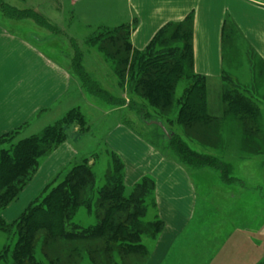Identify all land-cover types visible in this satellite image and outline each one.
Instances as JSON below:
<instances>
[{"label": "crops", "instance_id": "crops-1", "mask_svg": "<svg viewBox=\"0 0 264 264\" xmlns=\"http://www.w3.org/2000/svg\"><path fill=\"white\" fill-rule=\"evenodd\" d=\"M121 2L123 3L121 20L112 26L99 23L95 29L130 26V44L132 50L136 52L143 51L156 33L166 25L181 23L188 17L192 19L194 73L205 78L207 94L212 91L215 99H219L211 104L210 94L207 96L208 109L212 110L208 115L213 119L206 123V126H212L215 121L223 125H235L237 128L232 126V129L223 130L218 138L222 142L237 143V153L233 156H239L240 143L244 139L255 140L257 135L248 134L249 137L246 136L248 138L242 137L238 115H230L224 109L220 96L223 87L220 84L225 77L231 79L238 92L246 97L250 105L257 108L260 126L264 127V0H121ZM21 23L24 22L11 20L0 14V138L12 133H16L17 136L23 130H31V134L26 138L38 135L61 120L69 111L79 109L71 108L60 117L63 113L62 107L72 105L69 100L73 88L80 94L83 93L78 78L72 72L69 59L66 58L67 52H63L61 48L49 50L42 44V38H31L35 34L31 22ZM15 27L20 28L21 33L17 32ZM62 29L60 31L64 30ZM44 34L39 36L43 37ZM52 119H55V122L49 123L48 121ZM38 126L39 130L37 128L38 131H35L33 128ZM77 130L74 128L73 131ZM206 134L215 136L210 130H206ZM113 137L109 143L124 164L125 185L127 183L135 185L141 178L148 177L147 175L154 179L151 178L155 181L158 216L164 224L157 244L158 246L165 244L173 249L172 246L178 238H185L184 227L191 222L195 214L193 209L196 207L197 194L193 184L183 172L184 169L176 163L161 159L151 149L146 151L143 146L134 143L122 133H116ZM259 140L264 145V138ZM65 144L66 142L58 146L39 166L34 179L35 184H38L36 194L44 187L43 183L45 184L72 159L73 155ZM220 151L223 154L220 156L225 158L228 150ZM146 155H149L148 160L151 159L149 170L135 168ZM254 156L256 157L253 159L237 158L234 172L236 179L243 185L249 183L246 185L249 188L262 189L257 184L259 181L255 184L252 176L248 175L254 174L252 170L254 161L257 170L264 167V148ZM220 186L224 190L218 187L216 190L221 193V197L226 195L225 199H228L222 201L225 202L224 206L229 207L228 225L223 230L209 233L206 242L212 243L213 246H200V264H264V251L257 252L256 249L257 245L264 244V232L260 235L257 230L250 229L257 226L256 222H264V201L256 199L255 202L253 198L250 200V194L233 196L228 193L227 186L223 184ZM212 189L215 188L209 187V191ZM20 195L18 201L22 198ZM30 200L31 197L26 203L27 206ZM245 202L250 209L246 218L235 211ZM25 208L22 207L23 210ZM11 215L12 213L8 212L7 217L10 218ZM241 227L250 228L238 230ZM246 238L252 241L249 242Z\"/></svg>", "mask_w": 264, "mask_h": 264}, {"label": "trees", "instance_id": "trees-1", "mask_svg": "<svg viewBox=\"0 0 264 264\" xmlns=\"http://www.w3.org/2000/svg\"><path fill=\"white\" fill-rule=\"evenodd\" d=\"M0 12L11 20L31 19L39 25L46 24L40 15L19 12L1 0ZM191 20L188 17L181 23L166 25L141 52L131 48L130 26L100 29L101 32L92 39L94 43L109 45L111 51L105 47L100 51L105 60L111 61L121 89L127 86L129 101L104 91L85 73L79 48L74 43L76 56L71 61L72 72L84 92L110 107L127 105L139 115L141 110L131 97L134 95L155 111L176 109L174 121L181 128L202 125L209 121L207 88L205 78L196 75L193 69ZM180 83L183 90L175 99ZM222 100L227 103V112L238 115L243 124L253 117L249 108L252 106L243 95L227 93ZM154 121L161 122L159 119ZM73 126L79 133L88 131L79 109L69 111L40 135L15 143L16 133L0 138V233L13 241L0 250V264H79L83 257L92 264H123L125 258L145 253L141 242L143 236L150 233L155 239L163 231L164 224L158 214L154 215L153 222L144 224L146 209H157L154 181L143 177L127 194L124 164L115 153L110 154L105 184L97 191L93 189L92 167L85 158L60 182V175L54 177L42 195L12 223L3 219L2 212L31 182L40 160L66 142V132ZM166 131L169 139L166 137L165 145L159 149L164 158L188 169H215L223 175L221 182L228 183L223 173L228 167L217 157L190 149L178 133ZM80 209L88 215L94 212L96 223L88 227L74 223Z\"/></svg>", "mask_w": 264, "mask_h": 264}, {"label": "rangeland", "instance_id": "rangeland-1", "mask_svg": "<svg viewBox=\"0 0 264 264\" xmlns=\"http://www.w3.org/2000/svg\"><path fill=\"white\" fill-rule=\"evenodd\" d=\"M1 1L15 8L19 12H32L33 14L39 13L46 21L45 25H39L31 19H25L26 21L22 20V22L24 23L29 21L31 22V25H33L35 34H33L31 38H42V44L47 46L49 50L52 49L53 51H55L56 49L61 48L63 52H67L66 58L69 59L70 65L71 61L75 59L76 56L75 51L73 50V43L76 44L79 48L81 64L85 73L89 77H91V79L95 81L97 85L104 91L110 93L113 96H117L125 99L126 101H129L130 98L126 95L127 86L126 88H124V90L121 89L122 87L119 85L118 79L114 75L111 61L109 62L105 60L103 52L100 51V48L102 47H105L108 51H111L109 45L92 42V39L101 32L98 29H95V26H97V24L104 23L112 26L116 21L119 22L121 20V17L123 16V3L121 2V0H79L78 3L77 0H75V2L74 0ZM0 14L3 15L2 12H0ZM60 29H62L63 31H60ZM15 30L21 33L20 28H16ZM43 33H45L43 37L39 36V34L43 35ZM220 85L223 87L220 95L222 99L223 96L227 93H238L241 95V93H239L233 85L232 80L229 78L225 77ZM182 90L183 84L180 83L177 86L175 92V99L180 97ZM208 94H210L209 98L211 104L219 100L215 99V95L212 91ZM131 97L132 100L135 101L137 108L141 110V113L139 115H137V112H135L134 110H130V107H128L127 105L121 108L110 107L102 101L90 96L86 92L83 91V93L80 94V92L75 91V88H73L69 100L72 102V105H64L62 107L63 113L60 115V117H62L63 114L65 115V112H68L69 109L77 107L83 114L88 131L79 133L77 130V132H74V128L77 129V127L75 126L70 127L67 130V141L65 145L73 155L70 162L58 172H56L51 178H49L45 184L43 183L44 187L42 186L43 188L38 191L37 194L36 192L38 190V184H35L34 182L36 175L35 174L31 182L21 193L22 196H20L22 198L19 201L15 200L13 203H11L9 206L10 210L8 207L2 212L4 220L7 223H12L19 216L18 214L23 212L22 207L25 208L27 206L26 203L30 197L31 203L35 198L42 195L43 189L47 184L51 182L54 177L60 175L61 177L58 179L60 182L75 164L79 163L82 159L85 158L88 159L95 176V183L93 187L94 191H97L99 188H101L105 184V176L110 168V154L114 153L113 147L109 143V141L114 139L113 136L116 133H122V135H126L134 143L143 146L146 151L151 149L152 151L156 152V154L161 159L172 162L170 159L164 158L159 152L161 146L165 145L164 143H166V136L163 135L160 131L158 132L157 130H155V126H149L147 124L148 121L150 122L152 120L154 121L159 119L161 121L160 123L164 126L165 129L178 133L187 143L190 149L202 154L216 155L218 160L223 163V165H226L228 167V169H225L223 172L224 177L226 181H228V183L223 184L221 182V180L223 179V175L215 169H188L179 165L184 169L183 172L185 173V175L189 177L197 194L196 207L194 208L195 211L193 209V212L195 214L192 217L191 222L184 227L185 238H178L172 246L173 249H171L170 246L168 247V245L165 244H161L162 246H158L157 240L159 237L155 239L151 238L150 233H148V236H143L141 241L142 245L145 248V253L142 255L130 256L128 258H125L123 264H200V246L212 245V243L206 242L209 233L216 232V230H223L228 225L229 218L227 217V215L229 207L224 206L223 203L225 202H222L224 200L228 201V199H225L227 196L225 195L224 197H221V193L216 190L217 187L218 189H223L220 184H223V186H227L229 188L228 193H230L231 195L233 194V196H245L247 194H250V200H252L253 198L255 199V202L256 199H258L259 201H264V167H262L261 169L258 168L257 170L254 165V161L252 166L254 174L248 175L252 176V178L255 180L253 181L255 184L257 181H259L257 182V184L262 189L249 188L248 186H246L249 183L243 185L241 181L236 179L237 176L234 172V163H236L240 157H242L243 159H253L256 157L254 155L258 154L261 148H264V145L259 142V138H264V136H262L264 135V127L260 126L261 122L258 118L257 108L252 105V107H249L251 114L253 115L251 120L249 119L247 121H244V124L239 121V130H241V133H243L242 137H246L248 136V134L257 135V137L255 140H252L251 138V140L244 139V141L240 143V145L243 144L242 147H240V145L238 144L241 154L234 157L233 155L237 153V143L222 142L218 138V135H220L223 130L232 129L233 127L237 128L235 127V125H232V127L230 125H223V123L221 122L212 121L214 122L212 126H206V123L213 119V117L211 118L209 115V121L203 123L202 125H195L194 127H192V129L181 128L174 121L176 116V109H173V107L172 109L164 112L155 111L152 108L147 107L144 102H142L136 96L132 95ZM223 103L224 109L227 110V103ZM207 111L208 113L210 111L208 109V106ZM210 112H212V110ZM60 117H58V119ZM54 120L55 119H52L48 122L54 123ZM244 125L246 127H244ZM37 128L39 130V126L33 129L36 131ZM40 128L42 127L40 126ZM206 130L213 131L215 136L206 134ZM247 130L251 131V133L249 131L247 132ZM20 132L21 133H18L15 137L14 143L20 139L26 138L29 134H31V130H23ZM41 133L42 132L38 133V135H40ZM190 139H192V141H190ZM129 143L130 142H128V145ZM123 145L125 146V143ZM198 145L204 147L205 149L199 147ZM222 149L228 150L224 155L225 158L220 156L222 154L220 150ZM49 156H47L46 158H48ZM46 158L40 160V166L45 162ZM148 158L149 155H146L143 159L141 158L139 161L140 163L135 166V168L143 171H148L149 165L151 164V159L148 160ZM147 176L152 178L151 175ZM246 178L247 177H245V179ZM125 186L126 193L129 194L132 190L133 185L127 183V185ZM209 187L215 189L209 191ZM35 194L36 197L33 198ZM246 202L240 204L239 209H235L237 214H243L245 218L248 216V213L250 211V209L247 208ZM8 212L12 213L10 218L7 217ZM155 214H158V209L155 210L153 208H147L144 218V224L153 222ZM73 222L79 224L82 227L92 226L96 223L94 212L88 215L84 209H80ZM255 225H257L255 226V228H247H250L251 230H257L259 232L258 234L262 235V232H264V222L259 221L256 222ZM247 228L241 227L238 228V230H244ZM246 239L249 242L252 241L249 238ZM12 242L13 241L10 240L9 236L0 233V250L5 245L11 244ZM250 245L252 246V244ZM178 249H183V251H178ZM256 249L257 252L264 251V244H261V246L257 245ZM79 264L92 263H90L86 258L83 257ZM119 264L121 263L119 262Z\"/></svg>", "mask_w": 264, "mask_h": 264}, {"label": "water", "instance_id": "water-1", "mask_svg": "<svg viewBox=\"0 0 264 264\" xmlns=\"http://www.w3.org/2000/svg\"><path fill=\"white\" fill-rule=\"evenodd\" d=\"M149 126H155L157 127L158 129H160V131L167 137V139H169V135L166 131V129L164 128V126L160 123V122H157V121H150L147 123Z\"/></svg>", "mask_w": 264, "mask_h": 264}]
</instances>
